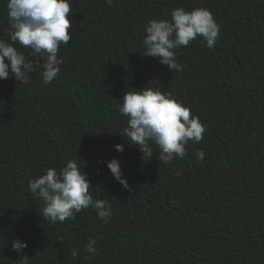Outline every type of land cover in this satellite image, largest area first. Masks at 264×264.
Instances as JSON below:
<instances>
[{"label":"trees","instance_id":"trees-1","mask_svg":"<svg viewBox=\"0 0 264 264\" xmlns=\"http://www.w3.org/2000/svg\"><path fill=\"white\" fill-rule=\"evenodd\" d=\"M72 39L60 46L58 77L42 83L44 58L15 45L35 66L28 84L0 80V264H264V0H70ZM0 0V39L9 28ZM204 8L220 27L214 48L201 37L176 49L182 70L142 55L152 19ZM171 93L205 128L170 164L142 159L121 135L117 105L140 88ZM124 145L123 152L114 145ZM202 150L203 160L195 153ZM117 158L129 188L107 168ZM75 160L93 199L109 202L52 224L28 183ZM89 238L97 254L86 250ZM78 250L77 256L71 250Z\"/></svg>","mask_w":264,"mask_h":264},{"label":"clouds","instance_id":"clouds-1","mask_svg":"<svg viewBox=\"0 0 264 264\" xmlns=\"http://www.w3.org/2000/svg\"><path fill=\"white\" fill-rule=\"evenodd\" d=\"M112 5L114 0H106ZM7 19L9 28L5 39H0V80H6L11 74L16 82L30 83V74L35 71L34 64L15 45L31 49L30 55L44 58L42 83L49 85L60 73L62 58H58L61 45L72 39L69 29L73 27L70 19V0H7ZM171 19H152L146 25L142 40L145 51L142 55L158 58L171 71L182 70L176 62V49L186 47L191 41L201 37L208 48H214L220 36V27L211 12L204 8L187 10L177 7L171 10ZM117 105L121 116L127 118V126L121 135L127 137L129 145L138 146L142 159H151V144L159 148L158 159L170 164L174 158L187 155L189 142L199 143L203 139L205 128L190 110L177 101L171 93L160 89L142 87L138 91L127 90ZM115 150L123 152L124 145L117 143ZM197 160H203L205 153L197 150ZM107 168L124 188L130 186L123 176L121 164L117 158L107 162ZM92 183L88 174L81 171L75 160L66 162L59 171L48 168L38 178L29 181L30 192L43 200L40 211L44 220L52 224L76 219L82 210L92 208L97 217L108 223L113 215L111 205L104 199H93L89 189ZM97 241L89 238L86 250L97 254ZM27 248V242L13 240L12 251L19 256L17 264H22L27 255H19ZM73 248L71 255L77 256Z\"/></svg>","mask_w":264,"mask_h":264}]
</instances>
